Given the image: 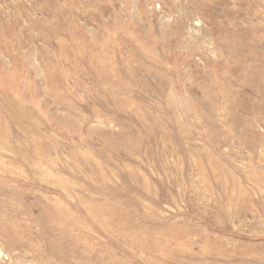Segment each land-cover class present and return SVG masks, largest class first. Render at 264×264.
Returning a JSON list of instances; mask_svg holds the SVG:
<instances>
[{"label": "rangeland", "instance_id": "rangeland-1", "mask_svg": "<svg viewBox=\"0 0 264 264\" xmlns=\"http://www.w3.org/2000/svg\"><path fill=\"white\" fill-rule=\"evenodd\" d=\"M0 264H264V0H0Z\"/></svg>", "mask_w": 264, "mask_h": 264}]
</instances>
